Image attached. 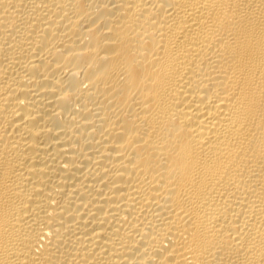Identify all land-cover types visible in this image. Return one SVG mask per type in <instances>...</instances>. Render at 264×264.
Wrapping results in <instances>:
<instances>
[{"label": "bare ground", "instance_id": "bare-ground-1", "mask_svg": "<svg viewBox=\"0 0 264 264\" xmlns=\"http://www.w3.org/2000/svg\"><path fill=\"white\" fill-rule=\"evenodd\" d=\"M0 264H264V0H0Z\"/></svg>", "mask_w": 264, "mask_h": 264}]
</instances>
